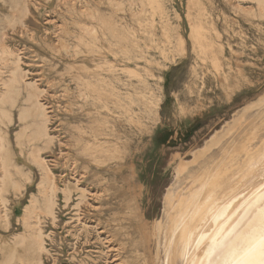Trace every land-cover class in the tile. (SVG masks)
<instances>
[{
    "label": "rangeland",
    "instance_id": "374dc122",
    "mask_svg": "<svg viewBox=\"0 0 264 264\" xmlns=\"http://www.w3.org/2000/svg\"><path fill=\"white\" fill-rule=\"evenodd\" d=\"M50 1L37 0L43 8L30 19L31 33L21 37L3 24L11 13L10 0H0V51L23 52L17 104H0V134L24 184L22 193H4L10 224L0 225V239L15 240L26 231L21 216L42 179L27 138L37 119L20 117L34 110L35 97L26 88L31 82L46 90L50 132L58 137L43 156L59 186L72 189L68 200L58 191L55 221L41 215L48 248L39 255L42 264H165L154 221L166 217L167 195L176 189L180 196L195 190V245L207 242L229 203L264 186V9L254 0H74L77 7L98 9L105 33L93 46L76 47L80 36L93 39L81 25L89 20L71 15L68 2L56 8L57 0ZM115 31L131 55H140L139 65L131 62V69H125L123 57H113L109 38ZM60 37L65 48L57 44ZM106 56L118 64L121 80L116 84L123 95L146 89L144 98L137 95L136 100L147 101V110L132 104L137 121L124 114L127 97L125 104L110 93L85 101L75 92L73 76L106 72ZM0 59V78L6 79L14 63L2 61V52ZM131 79L127 90L123 82ZM95 128L104 133L100 137L109 142V153L88 150ZM187 162L201 179H187L188 169L179 173ZM262 202L257 193L247 212L260 214Z\"/></svg>",
    "mask_w": 264,
    "mask_h": 264
},
{
    "label": "bare ground",
    "instance_id": "6f19581e",
    "mask_svg": "<svg viewBox=\"0 0 264 264\" xmlns=\"http://www.w3.org/2000/svg\"><path fill=\"white\" fill-rule=\"evenodd\" d=\"M54 1L55 0H51L49 4L51 5L52 3H54ZM254 1L257 2L261 9H264V0ZM65 2H70L69 4L67 3V7L68 11L71 12V15H73V13L78 14L89 20V23H84L81 25H84L82 26L83 32L91 35L93 39H86L84 36H80L78 37L79 42L75 44L76 47H79L80 43H85L87 45L93 46L95 44L94 42L100 40L103 34L105 35L103 30L100 28L102 27V25H99L98 23L100 22V14L98 12V9L95 8L91 10L89 6H87L88 4H82L80 7H77V3L74 2V0H57V4H55V7L57 8L61 4H65ZM41 4L37 2V0H10L11 13L5 16L2 22L13 32H19L21 34V37L25 35V33L30 34L32 31L30 28V19L31 17L33 18L36 13L39 14L41 12V9L43 8ZM236 6H240V3H237ZM121 8H123V4L121 5ZM6 33L7 31L4 32L5 35ZM32 38H35L33 33ZM109 39L110 52L116 60H120V56L123 57L121 60L122 62H124L125 69H131V62L134 65H139L138 58L140 55H135L134 53L133 55H131V50L128 48V46L120 43L118 31L112 32ZM58 40L59 42L57 44H60V46H64L65 48L66 42H64V39L60 37ZM0 52H2V61L3 59H5L4 61L12 60L14 63L9 77L4 79L2 76L0 78V80H2L0 104L11 103L12 105V103L15 102V96L20 93L21 89L19 74L23 71V67L21 68V61L23 59L20 57V54L23 52L14 54V52L8 48H3V50ZM78 54L79 53L77 49H75L72 55L73 58L79 57ZM106 57L107 60H109L108 56ZM108 63L109 65H107V71L104 73L96 72L86 76L77 74L75 77L73 76V81L76 82L75 92L78 97L82 98L85 101L90 97L101 100L102 96L105 95V93H110L111 95L114 94L119 103L125 104V102L123 101H125L124 99H126L127 97L128 101L126 105H128V108L127 112H125L124 114H127L129 120L131 122H134L136 111L135 109H133L132 104H138L139 111H142V109H144L145 111L147 110V101L142 100L143 102H139L138 100H136L137 95H140L142 96V98H144L146 89L144 91H135V93H131V91L128 90L129 87L133 85V81L131 79L129 83L123 82V85L128 90V93L126 95H123V93L120 92V88L116 84V82L121 80L118 74V64L113 63L112 61ZM134 73L136 75H139L138 70L134 71ZM139 76L142 78L141 75ZM143 80L145 87L147 88L148 85L145 81V78H143ZM26 88L29 91V96L35 97L34 104L32 106L34 110H24L22 112L19 110L21 112L20 117L23 120L25 118L24 116H27L29 118H31L30 116H34L37 119L36 123H34L35 128L31 132L29 131L30 133L27 134V138L29 142L32 143L33 147L30 154L34 162L40 168L42 179L38 184L39 193L33 194L31 196L29 204L25 206L24 215L21 216L23 223H25L26 225V231L21 233L19 237L15 238V240L0 239V251L2 253L0 264L43 263V260L41 257H39V255L43 252H47L48 248L46 246L45 233L40 225L41 215L43 214L45 216H48L52 219V221H55L57 219L56 208L58 191L61 190L68 200L70 199L72 190L70 185H66L65 188H61L59 186L57 182V176L54 170L51 168L52 164H49V161L43 156L44 151L47 149H51V147L56 142L55 140L58 138L57 136H54V133V135H52L50 132L49 123L52 121V115H50L52 110H50L51 105L48 104V100L45 96L46 90H40V88L35 83L31 82L27 84ZM2 113L6 116V118H11V115L9 114L10 112L4 110L2 111ZM94 122L100 123V120L95 119ZM89 135L90 137L88 139V142H86L87 146H89L88 150L92 148L95 149L94 151L107 153L111 151L110 147H106V143L109 142L106 140L103 141L100 137L103 136L104 133L100 132L99 129L95 128ZM17 137L21 138L22 136ZM76 140L77 145L80 141H78L79 139ZM60 141L59 143L61 144L63 141ZM7 146L8 145L6 143V137L0 134V169L2 171V174L0 175V225L6 228L10 224V215L8 208V199L5 197L4 193L7 190L11 189L16 194H18L22 193V189L24 188V184L20 181V179L17 178L18 174L21 175L20 168L17 165L13 164L10 155H7ZM9 150L11 149L9 148ZM92 153L94 152L92 151ZM257 156L253 159L252 162H254ZM191 163L192 162L181 164L180 171L182 172L187 169L189 170L187 179H201L199 178V176H197L196 172H194ZM66 175L67 174H63V177ZM127 180H129V178ZM78 182L75 183V187L74 184H71L72 188H78ZM75 191H77V189ZM180 193L181 192H179V190L177 189L169 191L167 195L169 208L167 209L165 215L166 217L162 220L154 221L155 224L153 233L158 236V247L159 249L160 247H162L161 249L164 252L165 264H264V243L261 242V237L262 235H264V186H262L256 193L241 196L238 200L236 199L234 200V202L229 203L227 212H225L222 217V221L219 222L216 228L213 230L214 236L207 242L202 243V245L200 246H196L194 240L195 229H197V211L195 210V208H197V204L195 203V190H193L188 196H180ZM257 193L260 195L261 201H263V208L261 209L260 214L250 215V213L247 212L248 209L246 208L251 204L252 198H254ZM85 196L86 194L84 191L82 192V197L84 198ZM33 219H35L36 221L33 222ZM29 229L32 230L28 231ZM86 229L87 228H85V230ZM163 235L164 237H162ZM227 238L231 240L229 244L226 243ZM162 239H164V242L168 243L167 246L165 245L166 248L164 247ZM195 246L196 248L194 249ZM160 257L161 254L158 258Z\"/></svg>",
    "mask_w": 264,
    "mask_h": 264
},
{
    "label": "snow or ice",
    "instance_id": "6c2138e0",
    "mask_svg": "<svg viewBox=\"0 0 264 264\" xmlns=\"http://www.w3.org/2000/svg\"><path fill=\"white\" fill-rule=\"evenodd\" d=\"M261 242L264 243V235L261 237Z\"/></svg>",
    "mask_w": 264,
    "mask_h": 264
},
{
    "label": "crops",
    "instance_id": "0c3cea01",
    "mask_svg": "<svg viewBox=\"0 0 264 264\" xmlns=\"http://www.w3.org/2000/svg\"><path fill=\"white\" fill-rule=\"evenodd\" d=\"M179 173H181V171H179ZM196 174H198V172H196Z\"/></svg>",
    "mask_w": 264,
    "mask_h": 264
}]
</instances>
